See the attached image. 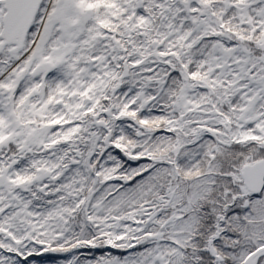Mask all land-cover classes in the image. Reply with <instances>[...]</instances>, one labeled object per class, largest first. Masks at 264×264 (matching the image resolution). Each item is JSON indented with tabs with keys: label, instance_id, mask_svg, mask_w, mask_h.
<instances>
[{
	"label": "snow or ice",
	"instance_id": "6c2138e0",
	"mask_svg": "<svg viewBox=\"0 0 264 264\" xmlns=\"http://www.w3.org/2000/svg\"><path fill=\"white\" fill-rule=\"evenodd\" d=\"M0 264H264V0H0Z\"/></svg>",
	"mask_w": 264,
	"mask_h": 264
}]
</instances>
